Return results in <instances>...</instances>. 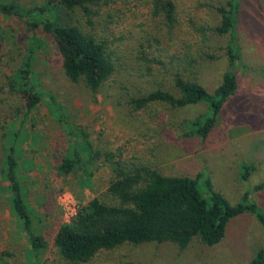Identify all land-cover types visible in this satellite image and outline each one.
<instances>
[{"label":"rangeland","instance_id":"rangeland-1","mask_svg":"<svg viewBox=\"0 0 264 264\" xmlns=\"http://www.w3.org/2000/svg\"><path fill=\"white\" fill-rule=\"evenodd\" d=\"M225 1L175 0L179 23L171 31L152 17L147 0H109L102 7H92L96 14L90 26L78 9L71 12L83 31L108 38L115 52V72L95 96L83 83L66 78L51 37L41 29L37 35L45 45L38 51L32 71L42 92L54 97L68 124L83 136L79 143L85 140L96 149L113 152L166 176L194 177L203 173L230 204L243 202L247 195L264 211V0H239L236 44L240 59L234 69L238 86L207 138L187 133L189 122L207 111L204 103L183 108L159 103L140 110L130 103L132 98L157 88L172 91L169 73L175 63L171 59L183 49H198L194 28L216 26L219 18L212 7ZM44 2L0 0V4L15 3L23 8ZM0 27L2 85L5 75L21 63V45L27 30L17 17L3 16L1 11ZM225 44V38L211 36L203 48L206 57L190 70L188 78L200 83L208 93H213L223 75L231 71ZM143 57L153 61L148 64ZM25 99L6 89L0 92V253H10L7 264H66L53 243L60 225L69 222L60 196L66 194L76 211L93 198L114 204L107 193L111 174L106 166L99 169L88 186L80 184L79 174L59 175L56 168L66 157L69 143L63 128L51 119L48 99H44L23 125L26 138L15 144L20 162L33 163L30 170H21L20 181L32 212L33 228L47 243L39 261L31 258L29 240L9 211L7 182L1 172L4 147L14 144L11 132L20 119L15 110L23 106ZM3 134L5 138H1ZM243 165L255 167L246 179L242 177ZM263 246L264 229L250 214H242L228 223L225 237L212 247L197 240L184 250L171 243L126 244L112 252H99L87 264H248Z\"/></svg>","mask_w":264,"mask_h":264},{"label":"trees","instance_id":"trees-1","mask_svg":"<svg viewBox=\"0 0 264 264\" xmlns=\"http://www.w3.org/2000/svg\"><path fill=\"white\" fill-rule=\"evenodd\" d=\"M108 2L45 0L41 6L31 8H23L15 3L0 4L3 16L17 17L27 30L21 45V63L16 70H10L0 84V92L6 89L9 94L26 97L23 106L15 110V115L20 119L16 130L11 132L14 144L4 147L1 172L7 182L5 189L8 191L9 211L29 240L31 258L39 261L38 257L45 251L47 243L33 228L32 212L20 181L21 170H30L33 163L32 160L20 162L15 144L26 138L23 125L44 99H48L46 106L51 119L63 128L69 143L66 157L56 168L59 175L79 174L80 184L88 186L94 172L106 166L111 174L107 193L115 200L114 204H110L93 198L79 205L70 222L60 225L53 243L58 256L66 264H87L99 252H112L126 244L171 243L184 250L197 240L212 247L223 240L228 223L242 214H250L264 229V211L255 202H250L245 195L243 202L230 204L214 190L210 178L203 173L194 177L166 176L144 164L119 158L113 152L96 149L85 140L79 143L81 133L68 124L61 112L62 107L54 97L45 95L39 88L32 69L38 51L45 42L37 35L38 29L51 37L66 78L73 83H83L92 96L113 76L116 61L110 40L83 31L71 17V12L78 9L90 26L96 14L92 7L99 8ZM147 4L152 17L158 19L164 28L170 31L176 28L179 13L175 0H147ZM239 7V0H226L222 5L213 6L219 18L218 24L195 27L193 31L198 36V49H183L182 53L171 59L175 63V69L169 73L172 91L157 88L146 95L132 98L131 105L140 110L159 103L172 108L204 103L207 111L189 122L187 133L207 138L225 102L234 95L238 86L234 69L240 59L236 44ZM0 36H3L1 27ZM211 36L226 39L224 52L231 71L223 75L213 93H208L200 83L188 76L199 59L206 57L203 48ZM2 48L0 41V51ZM142 60L148 64L153 61L146 57ZM5 137V134L1 136ZM242 169L245 170L242 177L246 179L255 167L243 165ZM8 257L9 252H1L0 264H7ZM248 264H264V246L256 251Z\"/></svg>","mask_w":264,"mask_h":264},{"label":"built area","instance_id":"built-area-1","mask_svg":"<svg viewBox=\"0 0 264 264\" xmlns=\"http://www.w3.org/2000/svg\"><path fill=\"white\" fill-rule=\"evenodd\" d=\"M60 198L62 200V206L64 208L63 210L65 212V216L69 219V222H70L71 219L74 218V216L76 215L77 211L75 207L73 206L70 198L67 197L66 194H61Z\"/></svg>","mask_w":264,"mask_h":264}]
</instances>
